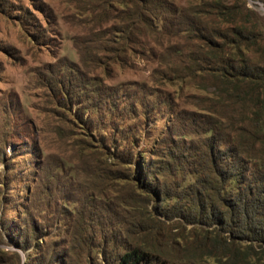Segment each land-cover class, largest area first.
Here are the masks:
<instances>
[{
	"label": "trees",
	"instance_id": "1",
	"mask_svg": "<svg viewBox=\"0 0 264 264\" xmlns=\"http://www.w3.org/2000/svg\"><path fill=\"white\" fill-rule=\"evenodd\" d=\"M69 1L91 17L99 8V25L110 10L119 48L132 39L148 46L151 36L165 33L166 54L172 56L166 65L174 64L182 84L190 80L208 93L186 95L203 123L197 138L185 137V153L164 148L169 160L153 163L134 153L130 168L122 158L116 168L100 162L94 180L110 189L102 200L113 201L111 224L99 228L101 241L78 233L57 246L37 239L40 251L27 259L33 254L31 264H264V15L246 0L190 7L167 0ZM102 29H90L92 42L100 40ZM9 229L13 246L21 249L20 231L28 241L41 231L24 221L15 236ZM0 264H18L17 250L0 248Z\"/></svg>",
	"mask_w": 264,
	"mask_h": 264
},
{
	"label": "rangeland",
	"instance_id": "2",
	"mask_svg": "<svg viewBox=\"0 0 264 264\" xmlns=\"http://www.w3.org/2000/svg\"><path fill=\"white\" fill-rule=\"evenodd\" d=\"M205 1L212 0H167ZM246 1L264 15L262 2ZM95 11L91 17L69 0H0V248L17 250L18 264L33 262L37 239L57 246L78 233L101 241L113 201L102 200L110 189L95 183L100 162L116 168L122 158L130 168L134 153L167 162L164 148L185 153V137L197 138L203 123L186 95L208 90L182 84L166 65V34L147 40L151 52L133 39L119 48L111 11L101 25ZM98 28L105 33L92 42ZM22 221L41 228L29 241L20 231L23 249L8 235Z\"/></svg>",
	"mask_w": 264,
	"mask_h": 264
}]
</instances>
